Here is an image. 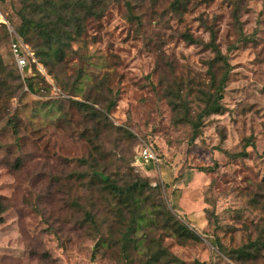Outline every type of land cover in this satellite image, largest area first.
Listing matches in <instances>:
<instances>
[{
    "label": "rangeland",
    "instance_id": "obj_1",
    "mask_svg": "<svg viewBox=\"0 0 264 264\" xmlns=\"http://www.w3.org/2000/svg\"><path fill=\"white\" fill-rule=\"evenodd\" d=\"M174 1L112 0L61 67L30 64L32 92L11 49L20 2L0 0L9 31L0 55L9 79L20 74L22 83L14 98L0 99V264H119V246L98 247L109 197L96 177L106 164L119 183L139 175L160 186L199 236L181 245L160 231L184 264H240L228 252L252 242L259 258L244 264H264V0H184L181 16ZM210 30L231 70L222 114L195 135L186 121L196 120L200 91H209ZM186 31L201 43L188 44ZM113 99V126L102 123L96 140V124L75 103L102 110ZM170 100L185 108L178 114ZM143 145L160 164L137 161Z\"/></svg>",
    "mask_w": 264,
    "mask_h": 264
},
{
    "label": "trees",
    "instance_id": "obj_2",
    "mask_svg": "<svg viewBox=\"0 0 264 264\" xmlns=\"http://www.w3.org/2000/svg\"><path fill=\"white\" fill-rule=\"evenodd\" d=\"M111 1L19 0L18 17L20 25L14 29L19 38L14 36L11 42L18 44L19 54L26 60V67L20 71V74L27 81V86L32 92L34 86L32 84L33 78L29 73L30 64L38 62L46 68H51L50 66L61 67L67 58L72 43L85 33L87 22L102 19ZM126 7L130 18L136 19L134 5L127 1ZM171 10L181 16L187 11V3L184 0H175L171 4ZM234 19L238 21L237 12H234ZM0 33L3 34L4 38L0 43L5 42V40L8 41L9 31L5 24L0 25ZM182 38L190 45L201 43L187 31L182 34ZM24 46L27 47V51ZM206 47L214 54V57L208 62L209 91H200L202 95L200 101L204 107L196 120L186 121L192 123L195 135L199 133L207 117L222 114L224 108L221 102L231 70L229 59L220 50L213 30H210V42L206 44ZM28 52L32 53L33 56H30ZM20 74L13 75L9 79L7 66L5 67L0 55L1 100L6 96V92H9L8 96L11 99L14 98L16 91L20 87L22 88ZM81 78L82 75H80L79 80ZM169 95L174 96L171 92L167 96ZM170 104L178 114L179 108H185L174 100H170ZM75 105L81 112L89 116L90 122L96 124V140L102 134L100 127L102 123L105 124L106 128L113 126L107 115L116 105L114 99L109 105H103L102 110L95 107L97 102L91 103L89 100L84 103H75ZM10 124L17 131L15 123ZM236 156H246V153ZM111 167L112 165L106 164L102 171L104 175L108 176L106 181L101 177H96L103 187L106 199L107 196L109 197V202L107 199L109 217L103 222L107 228V236L102 237L98 247L110 249L119 246V264H184L163 246L160 231L170 234L181 245L190 240H199V236L188 225L178 220L172 210L168 208L158 184L153 186L148 178L139 175L119 183L112 179ZM151 169L150 166L149 170ZM90 218L91 222L96 224L93 215H90ZM218 247L222 249L220 245ZM257 252L256 244L252 242L249 245L229 251L228 255L236 262L244 264L256 261L259 258Z\"/></svg>",
    "mask_w": 264,
    "mask_h": 264
},
{
    "label": "built area",
    "instance_id": "obj_3",
    "mask_svg": "<svg viewBox=\"0 0 264 264\" xmlns=\"http://www.w3.org/2000/svg\"><path fill=\"white\" fill-rule=\"evenodd\" d=\"M27 51V47H24ZM11 49L12 52L14 53L15 57H16V61L18 64V67L20 69V71H23V69L26 67V60L24 57L20 56L19 54V46L18 44H16L15 42H13L11 44ZM28 54L30 56H33L32 53ZM139 156L142 159V164L144 165H148V164H152V165H157L160 164V159L158 157V155L156 154V152L154 151V149L151 146L148 145H143L140 147L139 149Z\"/></svg>",
    "mask_w": 264,
    "mask_h": 264
},
{
    "label": "water",
    "instance_id": "obj_4",
    "mask_svg": "<svg viewBox=\"0 0 264 264\" xmlns=\"http://www.w3.org/2000/svg\"><path fill=\"white\" fill-rule=\"evenodd\" d=\"M137 161H138L140 164H142V159H141L140 156H138ZM100 176H101L105 181L108 179L106 176H104V175H102V174H100Z\"/></svg>",
    "mask_w": 264,
    "mask_h": 264
}]
</instances>
